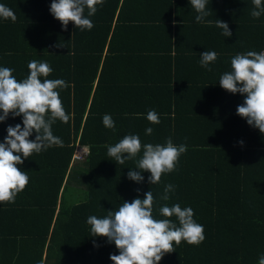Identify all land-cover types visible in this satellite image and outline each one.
I'll list each match as a JSON object with an SVG mask.
<instances>
[{
  "label": "trees",
  "instance_id": "trees-1",
  "mask_svg": "<svg viewBox=\"0 0 264 264\" xmlns=\"http://www.w3.org/2000/svg\"><path fill=\"white\" fill-rule=\"evenodd\" d=\"M52 2L0 0L17 16L15 22L0 18V67L13 69L21 81L31 60L47 62L53 69L47 79L69 85L57 91L71 116L52 125L63 147L34 152L17 165L29 182L14 203H0V264H112L115 244L92 237L87 218H102L149 190L154 218L164 219L159 207L179 203L204 227L200 244H174L159 264H258L264 255V134L237 115L246 97L218 81L235 55L264 52V13L251 17L252 0H209L212 13L197 23L189 0H103L90 17L94 27L81 31L71 22L63 27L50 13ZM217 19L228 24L230 37L215 26ZM206 50L218 53L211 71L199 63ZM150 110L159 124L147 121ZM105 114L114 129L104 127ZM22 120L9 113L0 122V143L8 126L23 128ZM149 127L153 132L145 135ZM125 135H138L142 145L171 137L187 151L157 184H150L148 172L136 183L127 177L139 171L136 160L121 165L107 155L106 146ZM76 144L86 148L78 166L70 164ZM72 179L83 187H72ZM168 184L174 190L163 201Z\"/></svg>",
  "mask_w": 264,
  "mask_h": 264
},
{
  "label": "clouds",
  "instance_id": "clouds-1",
  "mask_svg": "<svg viewBox=\"0 0 264 264\" xmlns=\"http://www.w3.org/2000/svg\"><path fill=\"white\" fill-rule=\"evenodd\" d=\"M189 3L198 13L195 17L197 23L204 22L205 17L212 13L208 8L209 0H189ZM102 4L103 0H53L50 13L65 28L71 22L81 31L91 30L94 25L90 17L95 15L96 6ZM252 4L254 8L250 15L258 19L264 13V4L262 0H252ZM0 18L12 22L17 20L14 11L4 4H0ZM212 22L207 21L208 24ZM215 26L222 30L224 37L232 35L227 23L217 19ZM217 56L215 51H204L199 56L200 66L211 71L208 66L216 61ZM230 64L231 70L220 76L219 85L229 93L246 97L243 104L237 107V115L264 134V52L237 54ZM27 68V77L18 81L13 76V69L0 67V122H4L9 113L13 117H23V128L20 124L8 126L7 136L0 143V203H14L16 195L29 182L28 174L17 165L23 164L24 159L34 152L40 153L52 146H64L61 138L53 134L52 125L57 120L68 123L71 119L57 91L69 87L66 81L47 79L53 71L47 62L33 59ZM146 119L154 125L160 123L155 110L148 111ZM102 123L109 129L115 127L108 114L103 116ZM33 132L36 133L35 140H29ZM152 132L153 128L149 127L145 135H151ZM106 147L108 157L113 158L116 164L123 165L126 161L136 160L134 169L139 171L129 170V180L141 183L144 180L141 173L148 172L151 185L157 184L162 174L173 172L180 156L187 151L186 144L175 145L171 137L164 144L142 145L138 135H125L115 145ZM141 151L142 155H139ZM84 157L78 160H84ZM73 159L77 161L75 157ZM173 190L174 185H166L160 199L167 201ZM153 204L154 196L149 190L143 199L123 202L118 210L107 211L102 218L95 215L87 218L92 237H104L108 243L115 244L119 254L110 255L112 264H159L165 253L175 251L174 244L185 241L190 245H198L204 240V227L193 219L192 208H181L179 203L172 206L165 204L158 209V214L164 219H156L153 216ZM170 217H175L178 224ZM258 264H264V255L260 256Z\"/></svg>",
  "mask_w": 264,
  "mask_h": 264
},
{
  "label": "crops",
  "instance_id": "crops-1",
  "mask_svg": "<svg viewBox=\"0 0 264 264\" xmlns=\"http://www.w3.org/2000/svg\"><path fill=\"white\" fill-rule=\"evenodd\" d=\"M21 57V56H20ZM22 59V57H21ZM17 65V64H16ZM86 151L84 148H81V147H78L77 148V145L75 147V150H74V154H73V158L76 157L77 155H81L83 154V152ZM72 158V161H71V165H74V166H78L80 165V163L83 161V160H77V161H74V159ZM83 159V158H82ZM83 180V178H82ZM71 186L72 187H76L77 185H75V181L74 179H72V182H71ZM83 187V186H82Z\"/></svg>",
  "mask_w": 264,
  "mask_h": 264
},
{
  "label": "built area",
  "instance_id": "built-area-1",
  "mask_svg": "<svg viewBox=\"0 0 264 264\" xmlns=\"http://www.w3.org/2000/svg\"><path fill=\"white\" fill-rule=\"evenodd\" d=\"M86 155V151H84L83 152V154H81V155H77L76 157H75V159H82L84 156Z\"/></svg>",
  "mask_w": 264,
  "mask_h": 264
},
{
  "label": "rangeland",
  "instance_id": "rangeland-1",
  "mask_svg": "<svg viewBox=\"0 0 264 264\" xmlns=\"http://www.w3.org/2000/svg\"><path fill=\"white\" fill-rule=\"evenodd\" d=\"M80 186H81V185H80V182L78 181V185H77L75 188H78V189L82 188V187H80ZM81 192H83V189H82ZM81 192H80V194H81ZM75 196H78V194H76ZM76 200H78L77 197H76Z\"/></svg>",
  "mask_w": 264,
  "mask_h": 264
}]
</instances>
